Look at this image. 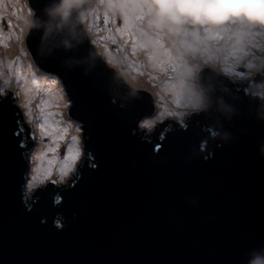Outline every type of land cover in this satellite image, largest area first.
I'll list each match as a JSON object with an SVG mask.
<instances>
[{
    "label": "water",
    "instance_id": "water-1",
    "mask_svg": "<svg viewBox=\"0 0 264 264\" xmlns=\"http://www.w3.org/2000/svg\"><path fill=\"white\" fill-rule=\"evenodd\" d=\"M50 2L29 5L39 14ZM61 39L63 34L53 35L47 47ZM27 46L36 64L62 82L70 114L84 124L95 169L88 167L71 187L25 198L24 152L28 159L35 148V129L10 97L0 102V264H236L246 248L264 241V158L258 154L264 123L255 119L242 91L239 100L224 95L236 109L230 121L214 106L207 117L190 120L186 131L178 127L163 140L159 133L142 139L133 130L152 108L138 100L126 109L114 106L110 92L120 89L124 99L128 91L103 60L97 58L85 76L88 65L70 69L62 51L38 58L39 32L29 35ZM88 47L86 39L77 56L85 57ZM16 113L23 150L11 136ZM210 125H222L234 142L207 162L185 164ZM193 197L198 207L188 203Z\"/></svg>",
    "mask_w": 264,
    "mask_h": 264
},
{
    "label": "clouds",
    "instance_id": "clouds-1",
    "mask_svg": "<svg viewBox=\"0 0 264 264\" xmlns=\"http://www.w3.org/2000/svg\"><path fill=\"white\" fill-rule=\"evenodd\" d=\"M101 17L106 27L109 23L115 27L116 21L122 20L125 29L136 37L141 51L149 52L148 59L153 58L148 44L158 46L166 57L160 65V70L167 77L165 84L173 82L171 86L182 98V102L175 105L179 111H158L155 117L141 118L133 134L143 133L142 139H145L150 134L160 133L165 126V132L171 130V124L156 128L165 119L177 120L179 127L186 131L187 121L195 117H207L214 106L230 121L236 109L225 103L224 95L239 100L242 99L241 91L255 113V119L264 123V0H51L39 14L30 10L26 38L35 32L40 33L37 57L46 59L54 49L62 51L63 64L70 69L88 65L83 70L85 76L96 66L97 58L103 60L106 68L115 73L114 79L129 89L127 102L120 101L115 94H110V102L126 109L132 102L142 99L139 96L141 90H149L142 89L140 84L139 78L144 72L128 64L127 57L115 58L107 49L101 52L97 41L89 39ZM223 17L230 19L219 26L212 23L214 19ZM234 17L238 19H231ZM55 34H63V39L58 45L48 48V42ZM86 39L89 40L87 55L79 57L78 49ZM2 47L4 45L0 41ZM133 55L139 64H143L141 53L135 47ZM3 78V72L0 71V79ZM152 87L157 86L152 83ZM218 92L221 95L217 97ZM149 94L153 97V107L159 108V90ZM7 96L6 88L0 87V102L5 101ZM19 96V91L13 94V98ZM61 99L66 109L71 107L66 93ZM16 106L24 107L20 103ZM210 127L211 131L199 142V148H194L185 157V164H191L193 160L207 162L214 158L216 149L234 142L231 132L223 130L222 125ZM81 132L82 128L79 127L77 134ZM165 132H161V140ZM87 139H84L86 145ZM21 147H24L23 141ZM160 147L157 144L154 151L159 152ZM258 154L264 158V140L258 144ZM72 173H75V169L68 173L60 171L56 179H52V175L31 177L24 197L28 198L36 188L48 182L66 184ZM188 203L193 208L199 206L196 197ZM236 264H264V241L246 248Z\"/></svg>",
    "mask_w": 264,
    "mask_h": 264
},
{
    "label": "rangeland",
    "instance_id": "rangeland-1",
    "mask_svg": "<svg viewBox=\"0 0 264 264\" xmlns=\"http://www.w3.org/2000/svg\"><path fill=\"white\" fill-rule=\"evenodd\" d=\"M1 1L2 0H0V34H1V36L4 37V39H5L4 42H7L10 39V37L7 36V34H9V31H10L11 20L9 19V17L5 13L4 5ZM9 1H10V5L8 7V10L13 12V13L17 12L16 4L13 3L12 0H9ZM24 4H25L26 9H27V15H28V17L26 18V21H27L29 19L30 10H31L30 5H29V0H25ZM229 19H230L229 17L217 18V19H214L212 21V23L214 25L219 26V25L224 24ZM231 19H238V17H234ZM23 20H25V19H23ZM4 23L7 26L6 29L3 25ZM124 30H126V29L123 26V21H122L121 26L117 25V21H116L115 27H113L111 23H109L106 27L104 20H103V17H101L99 19L96 27L93 29V34L89 39H95L97 41V46L99 47L101 52H104V50L107 49L108 52L111 53L115 58L127 57L128 58V60H127L128 64L133 65L139 71L144 72V75L139 78L142 89L147 88L149 90V92H156L157 90H159V92L161 94L160 89L153 88L152 86H149L148 82H149V80H151L152 82L156 83L159 86L172 85L171 82L165 84V80L167 79V77L160 70V65L162 64V61L165 60L166 58L163 59L158 64V70L159 71L156 73L157 76L154 79H152V77H151V75H153V69L155 67V66H153L154 61L159 58V55L163 57L164 52L158 46L149 43L148 47L150 48L151 55L153 58L148 59L149 52H142L141 51L140 45L138 43H136V37L131 35L129 31L127 33H125V35L127 34V36H120L122 34H120L118 31H124ZM26 36H27V29L25 30V32L23 33V35L21 37L20 47H21V52L23 53V55L26 56L28 58V60H30V62H31L32 67L30 70H28L29 75H27V74H20L19 75L18 74V76L14 77V80H11V79H5L6 77L3 74L4 78L0 79V87L6 88V90L8 92L7 97H10L12 99L14 106L21 111L22 118L35 129L34 120H32L31 116L26 112L25 106L23 108H19L16 106L17 103L23 104L21 97L19 96L18 98H13V94L17 91H20L23 88L24 80H26V78L28 80V77H31V82L33 81L34 83L36 80L37 81L36 85H33V82H32L31 94L29 95V102L34 106L33 113H35V111L38 108L45 105V101H44L45 95L47 93H50V86H49L50 84H53V85L56 84L59 87V90L63 89V92L61 91L62 95L65 93V89H64L63 84L60 81V79L56 75H54V73L45 70L42 66L36 64L35 60H33L32 55L30 54L28 46H27ZM113 46L116 48H114ZM134 47L137 49L138 52L141 53V59L144 61L143 64H139L136 61V59L133 55V48ZM107 54L108 53H106V55ZM18 57H20V54H18ZM15 61H13V62H15ZM4 62H6V61L3 60V63L0 64V69L3 72H5L7 75L12 76L13 72L11 70H8L7 66L5 67ZM19 66L21 67V63ZM143 79L145 81H142ZM1 80H3L4 84H1ZM55 89H57V88H55ZM125 89L129 90L126 85H125ZM140 92L141 93H139V96L142 97V100L146 101L147 105L149 102H151L152 106H153V97L151 95H150V97L152 98L151 100L145 99V97H146L145 94H147L148 91L141 90ZM120 93H122L121 90H120ZM67 98L70 100L68 95H67ZM118 98H120L122 101L123 100L127 101V97H125L124 99H122L121 97H118ZM157 103L160 104V107L159 108L154 107L152 115L143 116L142 118H144V117L152 118V117L156 116L158 111H166V109L164 108V106L162 105L160 100H158ZM176 110H179V109L176 108ZM65 116H66V119L69 122V124L73 127V129H75L76 126H79L82 128V132L80 134H77V136L80 139L81 147L85 148V150H86V146H85L86 143H85L84 139L87 137V132L84 129V124L78 118H76L75 116L70 114V108H67V109L65 108ZM187 122H189V121H187ZM169 124L172 125L171 130H175L176 128L179 127V123L177 122V120L165 119L163 123H158L156 128H160V127H162V125H169ZM165 129H166V127H165ZM154 131H155V129H154ZM37 138H40V136L37 135L35 132V148H30L29 153H28V159H27V161H28V173H27V177H26V181H25V188L27 186L28 180L32 177V175H36V173H37V172L33 173L32 169L35 168V169H37V171L39 170L38 167L34 166V161H33V153L37 148V144L39 143L37 141ZM42 139L44 140V144L47 145V147L50 146L51 149H53V148L56 149L57 157L63 158L64 150L68 146L67 143L56 144V143H54V140L49 135H46V134H43ZM57 145H59L58 148H57ZM85 152H87V151H85ZM83 159H84V157L82 156L80 161L77 162V168H79L80 165L83 163ZM58 161L59 160L57 158V162ZM62 164H63V162L61 163L60 166H59V164H56L58 169H57L55 174L51 173L52 179H56L59 177V173H60V169L62 167ZM79 176L80 175L78 172L72 173L70 176V179H68L66 184L54 185L51 182H48L45 185L36 188L35 191L30 194L29 198H32L35 193H37V194L43 193V192L47 191L49 188L59 191V190L65 189L66 187H71L77 181Z\"/></svg>",
    "mask_w": 264,
    "mask_h": 264
},
{
    "label": "bare ground",
    "instance_id": "bare-ground-1",
    "mask_svg": "<svg viewBox=\"0 0 264 264\" xmlns=\"http://www.w3.org/2000/svg\"><path fill=\"white\" fill-rule=\"evenodd\" d=\"M1 2L4 5L5 13L11 20V25H10L9 34H7V36H9L10 39L7 42H4L5 39L0 34V41H2L4 45V47L0 48V56H2V59L7 62V63L4 62L5 67L7 66L8 70H11L13 74L12 76H9L1 69L0 71L3 72L4 76L6 77L5 79L14 80V77L18 76V74L29 75L28 70H30L32 67L30 60H28V58L23 55L20 47L21 37L26 30V22H27L26 18L28 17L27 9L24 4L25 0H12V2L15 3L17 6V12L15 13L8 10V7L10 5L9 0H2ZM118 32L122 34L120 36H127V34L125 35V33H127L128 31L124 30ZM18 54H20V57H18ZM165 58H166L165 55H163V57L159 55V58L154 61L153 66L155 67L153 69V75H151L152 79H154L157 76L156 73L159 71L158 64ZM20 63H21V67L19 66ZM26 80H24V86L19 92H20L21 100L25 106L26 112L31 116L32 120H34L35 132L37 135L40 136V138H37V141L39 143L37 144V148L33 153L34 166L39 168L36 175H40L43 172V170L49 168V166H51V173L55 174L58 169L56 164H59L60 166L61 163L63 162V158L57 157V151L56 152L51 151L50 146H48L49 147L48 148L47 145L44 144V140L42 139L43 134L41 132L40 125L42 124L45 125L46 131L52 132V135L49 136L54 140V143L56 144L67 143V145H69L72 141V137L77 136V133L66 119L65 107L63 106V101L61 99L62 92L61 90H59V87L56 84L55 85L50 84L49 85L50 93H47L45 95V100H44L45 105L38 108L35 111V113H33L34 106L29 102V95L31 94V88H32L31 85L33 81L31 82V77H28V80L27 81ZM142 81L145 80L143 79ZM36 83L37 81L35 80V83L33 82V85H36ZM152 83L154 82L151 83L148 82V85L152 86ZM1 84H4L3 80H1ZM156 86H157L156 88L161 90L160 101L164 106V108L166 110L179 111L176 110L175 105L178 102H182V98L178 94L177 90L173 88L171 85L159 86L156 84ZM119 91L120 89L112 90L113 93L110 92V94H115L117 95V97L126 96V93H124L123 95H119ZM127 98L129 99L128 96ZM118 99L121 100L120 98ZM132 105L133 104H131V106ZM128 111H130L128 113V115H130L131 111L133 110L130 109ZM171 131H175V130H171ZM60 137H63V139H61ZM66 148L64 150V153L66 151ZM57 158L59 160L58 162H57ZM49 162H51V165L49 164ZM42 195L43 193H38L35 196H33L31 199L41 198Z\"/></svg>",
    "mask_w": 264,
    "mask_h": 264
},
{
    "label": "snow or ice",
    "instance_id": "snow-or-ice-1",
    "mask_svg": "<svg viewBox=\"0 0 264 264\" xmlns=\"http://www.w3.org/2000/svg\"><path fill=\"white\" fill-rule=\"evenodd\" d=\"M74 103L77 104V109H79L80 105L78 102L74 101ZM86 112H88L85 109ZM18 113H16L15 117H14V126L11 129V136H12V140L15 144L18 145V147L23 150L25 148V144L24 147H21V133L24 131L23 128H17V117ZM86 123V120H85ZM41 128V132L42 134H47V135H52L51 131H46L45 129V125H40ZM79 129V126L75 127V132L77 133ZM90 135V134H89ZM61 139H63V137H60ZM59 147V145H57V148ZM51 151L55 152L56 149H50ZM24 152V151H23ZM24 160H27V153L24 152ZM84 157L83 159V163L80 165L79 168H77V162L80 161L81 157ZM94 159L93 154L91 151L85 152V148L81 147L80 145V139L78 136H73L72 137V141L71 143L67 146L66 151L63 155V164L62 167L60 169L61 172L64 173H68L71 171V169H75V172H78L80 177L81 174L87 170L88 167H91L93 169H95V164H91L90 162ZM49 164L51 165V162H49ZM25 171H27V165L25 166ZM33 173L37 172V169L33 168L32 169ZM40 175H51V166H49V168L44 169L43 172ZM36 175H32V177H35ZM60 196L56 197V203L60 204ZM61 207H64L63 205Z\"/></svg>",
    "mask_w": 264,
    "mask_h": 264
},
{
    "label": "flooded vegetation",
    "instance_id": "flooded-vegetation-1",
    "mask_svg": "<svg viewBox=\"0 0 264 264\" xmlns=\"http://www.w3.org/2000/svg\"><path fill=\"white\" fill-rule=\"evenodd\" d=\"M121 24H122V20H117V25H119V26H121ZM114 47V46H113ZM114 48H116V47H114ZM125 86V85H124ZM127 90V89H126ZM127 91H129V90H127ZM151 98V97H150ZM152 99V98H151ZM151 99H149V100H151ZM138 101L140 102V101H143L142 99H138ZM143 104H144V107L145 108H147V109H149V108H152V110H151V112L147 115V116H150V115H152V113H153V110H154V107L152 106V103L151 102H149L148 103V105H146L147 104V102L146 101H143ZM146 105V106H145ZM143 117V116H142ZM141 117V118H142ZM138 119H140V118H138ZM137 119V120H138ZM177 129V128H176Z\"/></svg>",
    "mask_w": 264,
    "mask_h": 264
},
{
    "label": "trees",
    "instance_id": "trees-1",
    "mask_svg": "<svg viewBox=\"0 0 264 264\" xmlns=\"http://www.w3.org/2000/svg\"><path fill=\"white\" fill-rule=\"evenodd\" d=\"M87 139V138H86Z\"/></svg>",
    "mask_w": 264,
    "mask_h": 264
}]
</instances>
